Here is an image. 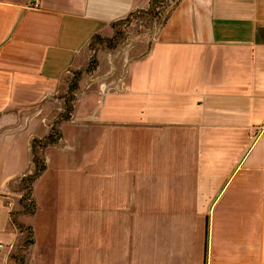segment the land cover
I'll return each instance as SVG.
<instances>
[{
  "label": "crops",
  "instance_id": "obj_1",
  "mask_svg": "<svg viewBox=\"0 0 264 264\" xmlns=\"http://www.w3.org/2000/svg\"><path fill=\"white\" fill-rule=\"evenodd\" d=\"M151 2L0 0V264H17L16 221L23 264H264V0H176L139 45L91 52ZM65 167L99 175L97 206L87 184L43 190Z\"/></svg>",
  "mask_w": 264,
  "mask_h": 264
},
{
  "label": "rangeland",
  "instance_id": "obj_2",
  "mask_svg": "<svg viewBox=\"0 0 264 264\" xmlns=\"http://www.w3.org/2000/svg\"><path fill=\"white\" fill-rule=\"evenodd\" d=\"M176 2V0H152L151 5L149 6V8H147L145 11L140 12L138 14H134L132 16H130L128 19H126V21H124L123 23L119 24L118 27V31H117V36L114 40H107V42H105L104 44L102 43V39H96L94 42H92L91 45V52L96 53V51H100L101 53H103L104 55L107 56L109 49H112V46L114 47V43H119V48L121 50L125 49L126 47L130 46V43L135 42V44L139 45V41L140 38L144 37V34L146 31H142L141 29L144 30H148V29H156L158 28L165 20L168 12L171 11V9L174 6V3ZM131 29V30H129ZM127 38H129L130 40H128V44L127 43ZM118 41V42H117ZM134 44V43H133ZM95 45H98V47H95ZM116 47V44H115ZM95 49V50H94ZM95 55V54H94ZM91 68H92V63L90 62L87 68V74L86 76H88V82H90V76L89 73L91 72ZM71 86L75 85V81L72 80L71 81ZM66 99H69L71 101V96L69 93H67L66 95ZM65 99V100H66ZM64 130L66 133L70 132V129L68 128V126L66 125L64 127ZM54 135V134H53ZM39 141H33L32 142V148L35 151V157L36 159H38L37 154L39 153V147L40 144L38 143ZM46 140V143L47 144ZM20 153H22V157L24 151L22 149L19 150ZM95 153L99 154V157L102 156V150L101 149H96L95 148ZM18 154V152H17ZM15 154L14 155V161L16 164L17 158L18 160H20L21 158ZM51 154V153H50ZM52 155V154H51ZM53 159V156L51 157ZM54 161L52 162V166L54 167ZM21 165V164H20ZM44 169V168H43ZM55 168H51L49 171H46V173L44 174V177L42 179V183L41 186H43V190H46V192L50 193V196H56L58 197L59 194H68V188L76 186V188H79L78 185L81 184H87L88 186H92V198L90 199V202H88L89 204H92V207H94L95 205H98V200L95 199V197L98 196V191H96L97 189H99L100 187V177L99 175H95L93 174L91 175H87V174H83V172L81 171V169L78 170L77 173L72 172L70 173V169H68L67 167L62 168L63 171H59L56 172ZM43 171V170H42ZM97 172V171H95ZM32 176L37 175V172H33L31 174ZM24 179V177L22 178ZM32 179L29 180H25V182H22V184L24 185V195H26L28 193V188L30 187L31 181ZM44 195V191L42 193V198L45 202H47L48 198L45 197ZM30 199L25 198V199H20V203L19 205H14L13 208H15V210H17L19 208V210L17 211H22V213L25 214H29L32 213V209H33V205L29 202ZM56 208H55V213L57 211L59 218H58V225H57V229L62 232V233H66V225H67V221L68 220H72L74 218V216L72 214H69L67 209L65 206L66 204H62L60 203V205L55 204ZM94 205V206H93ZM42 207H45L48 209V213L44 212L42 213V216H39L38 219L36 220V226L37 228H45L49 227V223H48V214H49V218H52L51 216V212H52V208L49 204H44L42 205ZM71 207V206H70ZM51 211V212H50ZM46 213V214H45ZM45 215V216H44ZM44 218L43 221H40ZM16 215L13 216V220L16 221ZM25 219V217H24ZM23 219V220H24ZM90 219L92 221L89 222L88 227L86 225L84 231L85 233L83 234V237H79L80 238V242L83 245V247L86 249H89V251L91 250H95L96 246H97V215H93L90 216ZM17 224L19 227L23 228V231L21 230V232L19 231V229L17 228ZM16 228L18 229L19 233H22V235L19 236V243H16V247L20 245V250L19 253L16 255L17 258L16 262L17 264H23V262H21L20 260L24 259L27 256V253H25L27 250L26 248L31 244V234L29 230H25L24 226L19 224L16 221ZM69 225V222H68ZM42 226V227H41ZM59 232V234H60ZM63 236V235H62ZM60 236V238L57 239V241H64V238ZM30 241V242H28ZM14 244V247H15ZM55 246V245H53ZM22 250V251H21ZM18 259V261H17ZM23 261V260H22ZM88 264V263H87Z\"/></svg>",
  "mask_w": 264,
  "mask_h": 264
},
{
  "label": "trees",
  "instance_id": "obj_3",
  "mask_svg": "<svg viewBox=\"0 0 264 264\" xmlns=\"http://www.w3.org/2000/svg\"><path fill=\"white\" fill-rule=\"evenodd\" d=\"M46 140L47 141H49V142H53V134H50L47 138H46ZM33 151H34V149H33ZM35 152V151H34ZM33 160H34V163L36 164V166L38 167L40 164V162H39V160L38 159H36V157L35 156H33ZM43 169V166L41 165L40 166V170H42ZM29 179H31L30 177H28V178H25L24 179V182H25V180H29ZM18 228L20 229V227L18 226ZM25 230H28L27 228H25ZM20 231H21V229H20ZM28 242H30V241H28ZM18 260V259H17Z\"/></svg>",
  "mask_w": 264,
  "mask_h": 264
},
{
  "label": "built area",
  "instance_id": "obj_4",
  "mask_svg": "<svg viewBox=\"0 0 264 264\" xmlns=\"http://www.w3.org/2000/svg\"><path fill=\"white\" fill-rule=\"evenodd\" d=\"M34 6H37V2L35 1ZM7 246H5L4 244L0 243V251H2L3 249H5Z\"/></svg>",
  "mask_w": 264,
  "mask_h": 264
}]
</instances>
